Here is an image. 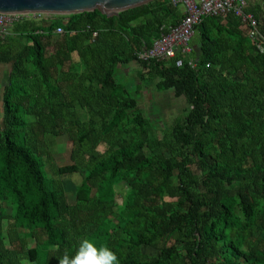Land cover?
I'll use <instances>...</instances> for the list:
<instances>
[{"label":"trees","instance_id":"1","mask_svg":"<svg viewBox=\"0 0 264 264\" xmlns=\"http://www.w3.org/2000/svg\"><path fill=\"white\" fill-rule=\"evenodd\" d=\"M245 12L254 39L232 14L204 17L190 52L161 61L137 54L181 23L173 0L8 27L0 264H58L85 237L119 264H264V0H247ZM132 65L135 86L119 82ZM149 86L184 102L160 137L138 103ZM59 137L71 143L62 166ZM73 174L81 181L68 191L63 177Z\"/></svg>","mask_w":264,"mask_h":264},{"label":"built area","instance_id":"2","mask_svg":"<svg viewBox=\"0 0 264 264\" xmlns=\"http://www.w3.org/2000/svg\"><path fill=\"white\" fill-rule=\"evenodd\" d=\"M173 4L182 5L185 17L181 23L171 28L167 34L156 40L148 50L139 52L137 58L140 61L171 59L177 53L188 54L190 52L189 42L193 35L194 28L204 17H223L232 14L242 23L249 27V38L254 39L257 34L256 20L252 14L245 12L246 0H173ZM43 16V15H29ZM21 17L18 15H7L0 13V36L7 34L8 27ZM57 34L62 33V29L56 30ZM96 34L93 33V36ZM256 48L264 54V44L256 43ZM191 64V63H190ZM176 66H181V61L176 62Z\"/></svg>","mask_w":264,"mask_h":264},{"label":"rangeland","instance_id":"3","mask_svg":"<svg viewBox=\"0 0 264 264\" xmlns=\"http://www.w3.org/2000/svg\"><path fill=\"white\" fill-rule=\"evenodd\" d=\"M180 9H183L180 5ZM48 16V15H45ZM129 73H125L124 70L121 73H118L117 80L123 84H128L135 86L137 83L134 80L135 75L138 73L139 68L136 66H130L126 69ZM136 81V83H135ZM139 107L144 111V113L149 116L154 121L158 119L157 130L158 136L160 137L163 128L169 126L174 119L182 115L183 100H177L173 97L172 93H157L152 86H149L143 89L141 98L139 99ZM55 153H54V162L58 166L69 164V151L71 148V143L66 137H59L56 139ZM102 151V148H99ZM65 187L68 191L74 190L78 184H80L81 176L79 174H73L63 177ZM127 186L121 184L116 189L117 198L120 199L121 196L125 194ZM120 201V200H118ZM33 242L29 241V245H32ZM145 252L153 254V250L146 249Z\"/></svg>","mask_w":264,"mask_h":264},{"label":"water","instance_id":"4","mask_svg":"<svg viewBox=\"0 0 264 264\" xmlns=\"http://www.w3.org/2000/svg\"><path fill=\"white\" fill-rule=\"evenodd\" d=\"M152 1L154 0H0V13L18 16H70L99 11L107 17H113Z\"/></svg>","mask_w":264,"mask_h":264},{"label":"clouds","instance_id":"5","mask_svg":"<svg viewBox=\"0 0 264 264\" xmlns=\"http://www.w3.org/2000/svg\"><path fill=\"white\" fill-rule=\"evenodd\" d=\"M58 251V249H52ZM58 264H119L116 253L106 245H100L85 237L79 241L75 252L70 254L68 251L56 257Z\"/></svg>","mask_w":264,"mask_h":264},{"label":"crops","instance_id":"6","mask_svg":"<svg viewBox=\"0 0 264 264\" xmlns=\"http://www.w3.org/2000/svg\"><path fill=\"white\" fill-rule=\"evenodd\" d=\"M248 1L260 3L261 0H248ZM132 66H135V65H132ZM7 72H8V70L0 65V83H2V82L4 83V81H5L6 77H7ZM124 72L125 73H129L128 71H126V69H124ZM137 74L135 75V78H136ZM135 78H134V80H135ZM142 93H143V91H142ZM142 93H141V96H142ZM141 96H140V98H141ZM0 117H1V103H0ZM0 120H1V118H0Z\"/></svg>","mask_w":264,"mask_h":264},{"label":"bare ground","instance_id":"7","mask_svg":"<svg viewBox=\"0 0 264 264\" xmlns=\"http://www.w3.org/2000/svg\"><path fill=\"white\" fill-rule=\"evenodd\" d=\"M32 18V17H31Z\"/></svg>","mask_w":264,"mask_h":264}]
</instances>
